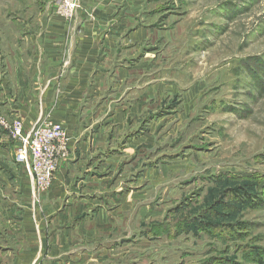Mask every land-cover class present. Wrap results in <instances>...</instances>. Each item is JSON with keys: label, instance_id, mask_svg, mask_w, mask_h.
<instances>
[{"label": "rangeland", "instance_id": "obj_1", "mask_svg": "<svg viewBox=\"0 0 264 264\" xmlns=\"http://www.w3.org/2000/svg\"><path fill=\"white\" fill-rule=\"evenodd\" d=\"M155 1L147 77L180 88L150 109L161 118L156 144L125 212L98 232L109 242L99 246L108 250L99 264H264V0ZM56 3L0 0L3 59ZM136 159L127 174L138 173ZM221 223L234 231L205 230Z\"/></svg>", "mask_w": 264, "mask_h": 264}, {"label": "crops", "instance_id": "obj_2", "mask_svg": "<svg viewBox=\"0 0 264 264\" xmlns=\"http://www.w3.org/2000/svg\"><path fill=\"white\" fill-rule=\"evenodd\" d=\"M153 2L80 0L70 18L52 8L26 25L10 56L0 54V113L25 126L41 115L60 123L70 149L36 198L15 159L16 141L0 124V264L107 259L99 246L109 242L98 232L113 228L116 210L125 212L130 185L156 144L161 118L150 109L180 88L147 77L161 11ZM188 95L190 104L196 93ZM135 159L138 173L127 174Z\"/></svg>", "mask_w": 264, "mask_h": 264}, {"label": "built area", "instance_id": "obj_3", "mask_svg": "<svg viewBox=\"0 0 264 264\" xmlns=\"http://www.w3.org/2000/svg\"><path fill=\"white\" fill-rule=\"evenodd\" d=\"M79 6L80 0H57L56 10L70 18ZM0 124L16 141L15 159L31 176L34 197L38 198L50 188L60 163L69 154L67 131L43 115L29 126L19 117L8 121L0 116Z\"/></svg>", "mask_w": 264, "mask_h": 264}, {"label": "trees", "instance_id": "obj_4", "mask_svg": "<svg viewBox=\"0 0 264 264\" xmlns=\"http://www.w3.org/2000/svg\"><path fill=\"white\" fill-rule=\"evenodd\" d=\"M243 194V192L241 193V195ZM229 196L232 198H236L237 194L235 193V191H229ZM240 197V196H239ZM246 197L248 198L247 200L250 201V195H246L245 191L243 194V198ZM249 203V202H248ZM207 225V224H206ZM204 226V224H203ZM207 232H211L214 234H226V233H231L234 231V226L232 224H208L207 227H205Z\"/></svg>", "mask_w": 264, "mask_h": 264}]
</instances>
